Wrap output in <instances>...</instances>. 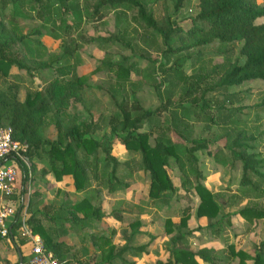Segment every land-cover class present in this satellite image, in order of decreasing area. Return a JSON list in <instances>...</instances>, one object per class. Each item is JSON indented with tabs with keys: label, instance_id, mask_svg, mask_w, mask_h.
Returning <instances> with one entry per match:
<instances>
[{
	"label": "trees",
	"instance_id": "obj_1",
	"mask_svg": "<svg viewBox=\"0 0 264 264\" xmlns=\"http://www.w3.org/2000/svg\"><path fill=\"white\" fill-rule=\"evenodd\" d=\"M186 1L188 0H173V11L181 8ZM8 7L9 10L5 13L4 10ZM196 7V13L185 18L186 26L183 27L176 19H172L175 14H166L158 20L147 0H93L85 6L80 5V0H0V72L6 74L11 66L22 68L29 74L46 68L54 72L43 92L26 91L21 99L17 97L12 85L0 86V127H10L11 137L26 144L23 155L28 160L43 159L46 170L54 180L59 181L63 176H69L70 185L75 191L85 190L95 194L98 186L105 187L109 192L129 190L128 183L117 173L118 166L129 162L122 163L115 158L113 146L116 141L128 153L138 154L141 169L149 177L147 196L150 199H161L172 192L173 185L167 173L169 159H172L179 170L181 186H191L197 195L198 202L194 212L196 218L214 220L205 225L213 230L219 220L215 218L221 208L212 192L199 182L200 173L195 156L197 150L207 148V141L204 138H189L191 124L187 119L191 117L195 121L207 122L219 119L218 122L222 124L237 123L230 117L238 108L232 104L233 94L228 93V88L245 81L264 79V22L255 23L258 17L264 16V5H260L257 0H197ZM128 10H133L129 18L142 27L143 32L154 35L152 39L149 36H142V39L154 43L160 56L165 59L156 66L158 74L164 76L167 83L163 91H160L159 76L151 79L158 104L153 109L143 108L134 96V88L130 84L128 74L133 63L124 65L125 59L111 63L105 54L96 69L103 67L112 71L121 88H124L125 83L129 84V90L125 91L129 95V101L128 105L124 103L127 97L125 94L121 101L114 98L116 108L104 120L108 133L96 139L92 132L100 129L99 117H94L89 110H86L84 118L69 112L71 106L82 103L85 84V77L77 74L73 63L68 60L74 51V45H63L59 56L50 54L42 59L46 52L45 45L37 38L22 34L18 29L17 18L34 17L50 36L61 38L71 27L78 30L84 18L96 20L109 12L114 14L117 25L120 21L123 24ZM66 15L71 16L70 21L66 20ZM126 34V28L121 26L115 33L96 35L90 40L101 44L118 41L128 47L130 40L125 39ZM211 43L216 44L215 52L222 57V61L214 64L209 71L199 67L198 71L185 75L182 64L186 60L200 61L204 53L199 47ZM17 45L23 48L22 54L16 50ZM233 45H238L237 53L243 57L241 63L230 58L228 49ZM169 57H172V61L168 64ZM210 73L217 75L211 89L223 96L215 98L213 102L206 96L207 88L201 87ZM205 110L209 113L203 114ZM162 112L169 115L165 127L160 121ZM143 122L147 130L139 131ZM45 125L52 127L55 134L53 139L44 135ZM164 130L174 132L180 140L172 141L165 136ZM245 134L244 129L235 132L231 155L242 163L243 170L262 178L258 165L264 159L258 160L254 154L238 149L240 146L247 148L243 143ZM98 150L102 153L100 166ZM208 154L218 160L215 153L208 151ZM16 160L20 170L19 194L12 228L17 226L16 219L22 210L19 198L25 194L29 179L27 168L19 159ZM31 169L34 171L32 164ZM190 178L194 179V183ZM240 183L248 184L255 197L264 194V189H260L258 184L244 175L241 176ZM40 197L41 193L37 190L30 193L28 207L32 208L26 223L41 238L43 246L52 252L59 264H71L67 259L70 245L65 241L54 240L43 221L56 222L74 230L91 226L93 221L100 219L101 212L92 204L90 197L64 203L55 210L51 203L38 204ZM236 213L249 221L261 219L264 218V204L243 206ZM188 216V209L184 208L176 222L168 217L164 219L165 234L173 233L169 237L170 249L165 261L155 260L153 264H198L195 259L198 253L189 248L178 247V242L183 239L180 229L186 227ZM138 225L136 220L130 223L131 231ZM1 238L3 237L0 236ZM11 242L19 253L20 264H27L28 246L15 233H11ZM94 244L96 252L90 255L92 264H134V261L122 258V254L129 251L137 257L144 252L143 245H122L116 248L107 237L101 235L95 237ZM263 250L264 237L253 247L251 256L237 249L236 245L228 244L225 261L237 257L239 264H246V258L250 259V264H264ZM204 258L210 261L209 264H216L210 257Z\"/></svg>",
	"mask_w": 264,
	"mask_h": 264
},
{
	"label": "rangeland",
	"instance_id": "obj_2",
	"mask_svg": "<svg viewBox=\"0 0 264 264\" xmlns=\"http://www.w3.org/2000/svg\"><path fill=\"white\" fill-rule=\"evenodd\" d=\"M93 0H80V5L85 6ZM173 0H155L148 1L147 4L152 8L154 16L161 20L166 14L176 15V19L183 27L186 26L185 18L193 16L197 11V0L186 1L181 8L173 11ZM260 5H264V0H257ZM9 7L4 11L7 13ZM133 10L126 12V19L123 24L114 19V14L109 12L100 19L84 18L78 30L72 27L66 35L61 38H54L48 34L46 29L41 28L40 21L36 18H17L19 31L26 37L37 38L45 45L46 52L42 59H46L50 54L59 56L63 45H74V51L68 59L73 63L75 72L85 77V84L82 90L83 100L80 104H75L69 108L70 113L84 118L87 115L86 110L90 111L94 117H99L100 129L92 132L96 139L102 135H107L108 129L105 126V118L115 110L114 98L121 101L129 90L126 83L121 88L114 78L112 71L106 68L96 67L107 57L110 62L125 59L124 65L133 63V68L129 72L131 86L134 88V96L143 108L153 109L158 104V96L153 88L154 76H159L161 83L160 91H163L167 80L164 76L158 74L156 66L159 62H164V58L153 43L145 41L143 37L149 36L152 39L151 32H143L132 21L129 16ZM66 20L71 19L70 15L65 16ZM264 22V16L258 17L255 23ZM117 25V26H116ZM124 26L127 30L125 39L130 40V46L126 47L120 42L101 44L90 40L96 35H108L115 33L118 28ZM37 31V32H35ZM152 35V36H151ZM156 37V36H155ZM157 39V38H155ZM19 54H22L23 48L16 46ZM238 45L229 47L231 60L237 59L238 63L243 61V57L237 53ZM204 56L199 61L186 60L182 64L185 75L198 71L199 67L209 71L211 67L222 61V57L216 54V44L211 43L199 47ZM187 51H190L188 49ZM21 56V55H20ZM151 59V60H149ZM172 61L169 57L168 64ZM33 65L32 63H30ZM57 64V63H55ZM54 75L50 68L37 72L27 73L22 68L11 66L9 71L4 74L0 72V86L12 85L16 90L17 97L23 98L26 91L38 90L43 92L47 86L48 80ZM216 74L210 73L202 83V88H207L206 96L211 102L215 98L223 96L211 89L216 78ZM130 86V85H129ZM232 104L238 109L230 116L237 123L229 122L222 124L219 119L212 122L195 121L193 118L187 119L191 124L189 138H204L207 141V148L197 150V168L199 169L198 180L207 187L213 194L215 201L220 205V212L215 219H219L213 230L205 225L214 220L197 219L195 208L198 202L197 195L191 186L187 188L181 186L179 170L172 159H169L167 173L173 185V190L167 197L161 199H150L147 196L149 183L148 175L141 169L138 161V154L128 153L117 141L113 146L115 158L124 163L117 168L118 175L128 183L129 190L107 191L105 187L98 186L97 192H87L85 190L75 191L70 185V177L63 176L61 180H54L52 174L46 170V163L43 159L33 158L28 160L25 155L22 157V163L27 168L29 176L24 195L23 212L28 217L32 208L28 207L30 193L34 190L41 193L38 204L51 203L52 209H57L60 205L79 200L82 197H90L93 205L99 208L101 217L93 221L91 226L80 229H67L56 222L43 221L46 230L51 234L54 240L65 241L70 245L67 259L71 264H92L93 259L90 255L96 252L94 239L101 235L107 237L116 248L122 245L131 247L144 246V252L135 257L129 251L122 254V258L127 261H134V264H153L155 260L165 261L170 249L169 237L173 234H165L164 219L170 218L177 221L180 212L187 208L189 216L186 221V227L181 228L183 239L178 242V247L189 248L196 253L198 264H209L204 256L216 264H239L238 258H229L225 261L227 245L234 244L237 249L244 251L251 256L253 247L264 237V218L245 220L240 217L236 211L243 206H254L264 204V194L255 197L249 190L246 183H240L241 176L244 175L248 180L258 184L260 189H264V162L258 165V172L263 177L256 176L248 170L242 169V163L235 160L231 155L232 138L238 129H244L246 132L243 143L247 148L240 146L245 153L254 154L256 159H264V79H254L242 82L239 85L228 88ZM124 103L128 105L126 95ZM175 98V97H174ZM209 113L207 110L203 112ZM169 120V115L162 112L160 121L165 127ZM139 131H146L147 126L143 122L138 128ZM165 136L172 141H179L177 135L170 130H164ZM153 134H155L153 132ZM44 135L53 139L55 134L51 126L45 125ZM149 143H152L151 137ZM215 153L218 160L208 154ZM100 158L99 166L102 163V153L98 150ZM34 166V171L31 169ZM19 170V168H18ZM20 173V170H19ZM41 178V179H40ZM192 183L194 179L190 178ZM94 187V182H92ZM256 193V192H254ZM11 203L7 197L1 196L0 203ZM16 206V203H14ZM36 206V205H35ZM34 207V206H33ZM138 221V227L132 232L130 223ZM8 249H5V251ZM11 251V250H10ZM21 251H25L21 249ZM3 252V251H2ZM264 254V250H263ZM2 256V254H1ZM15 257L12 253V264H15ZM246 264H250L249 258L244 259ZM4 256L0 258V264H3Z\"/></svg>",
	"mask_w": 264,
	"mask_h": 264
},
{
	"label": "built area",
	"instance_id": "obj_3",
	"mask_svg": "<svg viewBox=\"0 0 264 264\" xmlns=\"http://www.w3.org/2000/svg\"><path fill=\"white\" fill-rule=\"evenodd\" d=\"M25 151L26 144L11 137L10 127H0V197H7L11 202L0 203V236L11 240V233H15L28 246L27 264H59L52 252L43 246L41 238L32 232L23 212L16 219L17 226L12 228L11 225L14 222V203L17 204L19 194V167L16 159L22 162ZM24 195L19 198L22 207L25 204Z\"/></svg>",
	"mask_w": 264,
	"mask_h": 264
},
{
	"label": "crops",
	"instance_id": "obj_4",
	"mask_svg": "<svg viewBox=\"0 0 264 264\" xmlns=\"http://www.w3.org/2000/svg\"><path fill=\"white\" fill-rule=\"evenodd\" d=\"M5 249H8V250L5 251ZM12 253L14 254V257H15L14 263L20 264L19 253H18L17 249L14 247V245L12 244L11 240H7L6 238H1L0 239V258H2V256H4L3 264H12V262H13ZM1 254H2V256H1Z\"/></svg>",
	"mask_w": 264,
	"mask_h": 264
}]
</instances>
